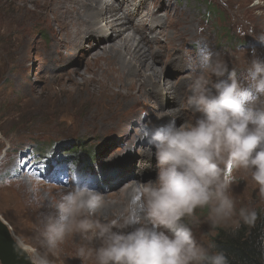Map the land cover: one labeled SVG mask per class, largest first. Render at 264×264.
<instances>
[{"label":"rangeland","instance_id":"rangeland-1","mask_svg":"<svg viewBox=\"0 0 264 264\" xmlns=\"http://www.w3.org/2000/svg\"><path fill=\"white\" fill-rule=\"evenodd\" d=\"M165 2L170 5L167 13L163 12ZM145 7L159 8L163 21L170 23L166 37L159 34L163 56L150 61L161 71L164 83L180 86V102L175 105L171 104L173 94L165 100L157 98L150 86L127 98L122 92L112 102L103 101L87 79L94 57L104 54L108 46L101 44L108 40L106 36H87L72 59L65 55L66 41L56 43L59 54L51 53L52 37L60 31L54 17L37 0H0V217L17 241L31 242L39 219L48 212L42 207L51 200L53 188L66 191L85 183L97 185L109 202L103 209L108 219L126 214L122 206L137 211L139 201L133 194L129 196L132 203L128 201L125 188L132 180L120 185L114 181L128 169L141 179L137 184L156 179L151 130L173 120L177 126L191 123L201 116L187 102L193 78L202 75L211 87L218 79L213 68L219 61L245 83L252 61L264 60V0H148L140 15ZM94 39H102L101 47H91ZM207 53L211 59L205 62ZM72 77L78 82L73 83ZM183 112L190 116L181 118ZM229 170L237 178L230 187L237 208L264 209L250 174ZM196 215L199 223L189 226L197 239L215 241L223 227L213 229L206 219L207 208ZM79 243V234L69 235L56 264H95L94 259L76 257Z\"/></svg>","mask_w":264,"mask_h":264},{"label":"clouds","instance_id":"clouds-1","mask_svg":"<svg viewBox=\"0 0 264 264\" xmlns=\"http://www.w3.org/2000/svg\"><path fill=\"white\" fill-rule=\"evenodd\" d=\"M213 72L218 79L211 87L202 75L190 84L187 102L198 119L152 128L158 172L132 190L138 210L108 219L102 193L87 186L61 192L24 246L30 264H56L72 234L82 241L76 257L95 264H229L214 240L201 242L189 225L199 223L196 212L205 208L213 229L236 235L256 225L255 208L236 206L230 187L237 178L229 169L249 173L264 199V60L252 61L245 83L222 62Z\"/></svg>","mask_w":264,"mask_h":264},{"label":"bare ground","instance_id":"bare-ground-1","mask_svg":"<svg viewBox=\"0 0 264 264\" xmlns=\"http://www.w3.org/2000/svg\"><path fill=\"white\" fill-rule=\"evenodd\" d=\"M37 1L41 7L46 9L45 12L47 15L51 14L54 17L60 28L59 33L52 37L53 40L50 43L49 52L59 54L54 49L56 43L66 41L68 51L65 55L70 56L72 59L73 54L82 48L87 36L93 37L94 35L100 36L101 34L108 38L106 42H101L102 39H94V44L91 43V47H101L98 44L99 42L101 44L108 43V46L104 49V54L96 55L94 62H91L88 67L91 75L87 80L95 86V93L100 99L103 101L106 99L112 102L113 97L122 95V92L124 98H127L134 91H139L145 86H150L155 97H161L165 100L166 95L173 94L172 97L174 100L171 104L175 105L178 102L177 100H179V94L181 92L180 86L177 83H164L162 81L161 71L152 65L157 60V56H163L164 47L160 45L162 37L159 34L166 37L167 24H170L162 19L163 12L167 13L170 8L168 3H163V10L165 9L163 12L159 8L152 9L151 7L146 9V6L144 12L140 15L139 9L148 0H116L114 3L108 0ZM107 18H109L108 22H106ZM136 20L139 22H135ZM146 44L151 45L146 48ZM155 44L158 46L155 47ZM151 51L152 54L150 55L149 52L151 53ZM151 59L154 61L151 62ZM182 66L184 69H190L188 68L189 65ZM78 74L80 75V73ZM82 78L86 79L85 76H82ZM71 80L73 83L78 82L77 77H72ZM184 86L188 85L185 84ZM102 100L100 101L103 102ZM109 109L113 108L109 105ZM187 114L183 112L181 118L186 119L185 117L190 116ZM112 118L116 117L113 116ZM165 119L166 117H164ZM129 180L131 182L125 188L128 193L127 200L132 203L130 198L133 194L132 190L141 179L133 176L130 169H128L122 172L120 177L114 182H118V185H120L123 182L127 183ZM84 186L95 189L96 191L99 189L97 185L92 183H85ZM61 192L63 190L53 188L50 192L51 200L49 203L46 202V206L44 205L42 208L45 211L47 208L49 211L50 202ZM31 201H35V198H32ZM122 208L124 212H131V209L126 210L124 206ZM19 245L24 249L26 244L21 241Z\"/></svg>","mask_w":264,"mask_h":264},{"label":"trees","instance_id":"trees-1","mask_svg":"<svg viewBox=\"0 0 264 264\" xmlns=\"http://www.w3.org/2000/svg\"><path fill=\"white\" fill-rule=\"evenodd\" d=\"M255 227L242 226L236 235L220 228L215 235L218 250L225 252L229 264H264V209L256 210Z\"/></svg>","mask_w":264,"mask_h":264},{"label":"water","instance_id":"water-1","mask_svg":"<svg viewBox=\"0 0 264 264\" xmlns=\"http://www.w3.org/2000/svg\"><path fill=\"white\" fill-rule=\"evenodd\" d=\"M23 253L24 256H23ZM0 263L30 264L29 253L17 244L14 233L8 223L0 217Z\"/></svg>","mask_w":264,"mask_h":264}]
</instances>
